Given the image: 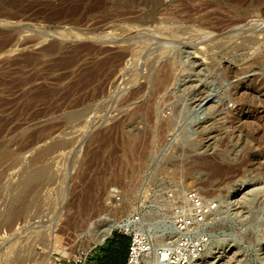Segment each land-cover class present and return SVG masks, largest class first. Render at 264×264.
<instances>
[{"label": "rangeland", "instance_id": "374dc122", "mask_svg": "<svg viewBox=\"0 0 264 264\" xmlns=\"http://www.w3.org/2000/svg\"><path fill=\"white\" fill-rule=\"evenodd\" d=\"M221 18L264 24V0H0V234L12 233L0 242V264H53L52 252L61 261L87 254V264L99 263L116 230L97 242L98 224L130 213L144 181L147 211L163 216L168 231L175 201L168 195H204L181 170L203 154L215 135L209 126L230 134L221 142L230 156L241 129L258 120L245 108L233 117L210 107L229 93L264 91V56L256 58L254 46L205 47L225 39L220 28L228 22ZM172 26L177 33L164 31ZM164 50L174 61L151 64L154 52ZM158 74L169 82L156 93ZM225 184L209 199L227 213L205 229L214 237L196 263L228 248V259L238 255L235 264H264L263 187L250 180L234 193ZM114 188L122 195L119 206L112 204ZM253 192L252 223L231 204ZM29 233L38 242L25 247L19 239ZM19 244L22 258L14 254Z\"/></svg>", "mask_w": 264, "mask_h": 264}, {"label": "bare ground", "instance_id": "6f19581e", "mask_svg": "<svg viewBox=\"0 0 264 264\" xmlns=\"http://www.w3.org/2000/svg\"><path fill=\"white\" fill-rule=\"evenodd\" d=\"M219 22H221V23L222 22H224V23L228 22V25H226L225 27L220 25L221 26V28H220L218 26L221 29V30L220 29L219 30L222 32V34L226 33L225 39L222 40L221 42L215 41V43L213 42L214 44H212V43H210L209 45L207 44L205 46L206 48L207 47H212V48L217 47L218 48L224 44H226V45L236 44V46L238 48L240 47L243 49V48H246V46L248 44H251L252 46L255 47V48L253 47L254 48L253 53H255L256 58H260V57L264 56V54H263V50H264V24L261 23V21H259V19L244 22V21H241L239 19L236 20L233 18H230V19L221 18ZM215 27L217 28V26H215ZM176 28L177 27H175V29ZM173 29L174 28L172 26V29L164 30V31L169 32V33L170 32L177 33V30H173ZM178 30H179V28H178ZM216 31H218V29ZM205 32H207V31H205ZM181 33L182 32H180V34ZM162 34H164V33H162ZM182 35H184V34L182 33ZM168 36L170 39V37H171L170 34H168ZM177 36L179 37L180 35H177ZM182 37L183 36H181V38ZM161 38L165 39L166 37L161 36ZM157 39H159V38L157 37ZM169 39H167V40L169 41ZM188 39L189 38H187L186 40H188ZM167 40H166V42H167ZM174 40H175V38H174ZM186 40H185V42H186ZM237 40H240V42L237 43ZM159 41H157V43ZM180 41L177 40V41H172V42L175 44V43H179ZM161 42H162V39H161ZM161 42H159V43L162 44ZM164 44H166V43H164ZM182 44H183V42L181 41V45ZM166 46H167V44H166ZM157 47L158 46H156V48ZM161 47H162V45H161ZM176 47H177V45H176ZM125 48L129 49V48H131V45L126 44ZM166 48L167 47H165V49ZM193 48L195 50V49H197V46H194ZM153 49H155V48H153ZM150 52H151V49H150ZM166 53H167V51L164 50V51L158 52V53L154 52L153 55L151 54L152 55L150 58L151 64L156 62V60H161L162 58H164V61L167 64L175 58L174 56L168 55ZM197 53L200 54L199 49H197V51H195L194 55L197 56L196 55ZM227 70H229V67H227ZM252 76H254V78H256V79L257 78H259V79L263 78L260 75H256V74H252ZM155 80L157 81V84L155 82V85H158V86H156V89H155L156 93L164 90L167 87L168 82H169V78L166 77L165 74L164 75H162V74L156 75ZM262 84H264L263 81H261L259 83V85H262ZM244 97L250 98V101L246 100L247 105L245 107H241L238 105V102L242 101ZM226 100L227 101L226 102L224 101L225 103H222L220 106L217 104L211 106L210 108H211V110H213V113L219 114V113H222V111H225L226 114H229L230 116L234 117L235 113L242 112L243 108H245L246 110H250V111L256 113L257 114L256 117L258 120L256 121L255 126H253V127L251 126V127L241 129L243 138L242 137H241V139L236 138L232 142L231 146L229 147V150H232V153L233 152H235V153L231 154L230 156H228V154H227V149H225L223 147L224 144L221 143L224 141V139H227L226 138L227 136L229 138L230 134L228 132L221 131V129H219L218 127L211 124L209 126V128L215 130V135L213 137H211L210 139H208L205 142V144L203 145V150H204L203 154L197 158L194 157L195 161H193L194 163L192 164L191 168L186 169V170H183V169L181 170V175H183L186 179H191L193 183L201 186V188L203 189L204 195L199 194V193H196V195L200 200V209H201V215H202V221L198 224V227L201 231H204V232H206L205 229L208 228L207 226L215 220L216 216L219 215V213L220 214L221 213H227L226 209L224 211H222V210L219 211V209L214 210V207L213 208L211 207L212 201H211V199H209V197L212 195L213 189H222L221 187L223 185H226L225 183H229V185L231 184L232 192L234 191V193H235V191L236 192L239 191V188H241L243 186L245 187L249 183L250 180L251 181L253 180L255 186L256 185L261 186V187H263V190H264V91L262 92L260 90V92L258 94L252 95V96L245 95L244 93H241L238 96L236 95V93H233V94L229 93V96ZM209 102L212 104L211 100ZM227 102L231 103L230 107L227 106ZM169 120L163 123V125L166 126L167 128H169L170 123H171ZM207 127L208 126L203 125V126H201L200 130L207 129ZM154 137L155 136L153 133L151 135V138H150L151 141L150 142H152ZM217 137H218V140H219V138H222L219 140L221 144H219L217 142L218 141ZM215 141L218 143V145L215 143ZM213 143H215L219 148L217 147L218 149L215 150V148H214L215 145L212 147ZM255 150L261 154V156L259 155L260 157L256 158V157H253L254 155L251 156V154ZM208 151H210V154H205ZM238 151H239V155H237ZM228 152H230V151H228ZM262 160H263V162H262ZM172 171H173L172 169L167 170V172H169V173ZM45 175L46 174L44 172H42L38 176L41 177V176H45ZM237 178H239V179L236 180ZM247 178H250V179H247ZM234 180L240 181L238 186H235L232 184V182L235 183ZM226 187H228V185ZM240 193L234 194L233 197L235 198ZM185 194L186 193L182 192L181 196H183ZM228 196H229L228 192H225L224 195H222V197L225 199ZM256 196H257V193H254V192L251 194H247V195L244 194V196L240 200L235 201V199H234V203L231 204V206L233 207V209H235L236 212L238 211V213L240 212V213L244 214L248 218V220L251 221L252 223L254 222V218L252 216H250L249 214L252 212V209H255L257 207L258 202H256V201H255L256 204H254V207L253 208L251 207ZM256 211L257 210H255V212ZM172 215H173V217H171V219L169 221V224L171 226L170 227L171 230L173 229L172 224L175 221L174 213H172ZM164 219L165 218L163 216L156 214V212L147 211L143 214V220H145L146 222H149V230L150 231H153L156 229V227L154 226L155 222L162 224L163 228H164L165 222H166ZM255 220H256V218H255ZM6 222H8V219L5 220V223ZM122 222H123V220H120L119 222L116 223V221L113 222L110 219L109 220L107 219L106 221H103L101 224H98L96 232H95L96 241L102 242L105 238L108 237V235L111 233V230L113 228L121 226ZM208 235H209L210 242H211V240L214 236H213V234H209V233H208ZM37 237H36V233H31V235L29 233L28 237L23 238L21 240L19 239V241H22L23 244L29 243V241L31 239H32V242H34V241L38 242L37 239L33 240V238H37ZM7 241H9V240H7ZM32 242H30V243L32 244ZM19 243H21V242H19ZM21 247H22V244L21 245L19 244L17 246V248L15 247V253L14 254H15V256L19 255L22 258V256H24L25 254L22 253V251H24V248L22 249ZM25 247H26V244H25ZM28 248H26V249L28 250ZM27 250H26V252H29ZM220 252H221V254H218L219 252H213L215 255L210 257L206 262L196 263V264H235L238 261V255H235L230 259H228L225 256V254L227 252L228 253L230 252V249L227 248V249H224ZM21 253H22V255H20ZM262 254L264 257V247L262 248ZM19 256H17V257H19ZM27 256H28L27 257V259H28L30 255H27ZM199 261H200V259H199Z\"/></svg>", "mask_w": 264, "mask_h": 264}, {"label": "built area", "instance_id": "2783aa9c", "mask_svg": "<svg viewBox=\"0 0 264 264\" xmlns=\"http://www.w3.org/2000/svg\"><path fill=\"white\" fill-rule=\"evenodd\" d=\"M149 193V183L144 181L138 188L132 210L123 218L122 225L116 228V233L128 237L129 242L123 264H194L204 254L210 245L207 232L201 231L198 224L202 221L200 200L192 191H186L181 196L179 191L169 197L175 198L170 204L175 221L170 231L155 222V230H149V222L143 220V214L149 210V202L144 196ZM112 204L119 206L122 195L118 189H112ZM163 211V210H162ZM112 229V230H113ZM111 230V231H112ZM12 233L1 231L0 242L9 240ZM53 264H87V254L61 261L54 252Z\"/></svg>", "mask_w": 264, "mask_h": 264}, {"label": "trees", "instance_id": "16d2710c", "mask_svg": "<svg viewBox=\"0 0 264 264\" xmlns=\"http://www.w3.org/2000/svg\"><path fill=\"white\" fill-rule=\"evenodd\" d=\"M129 239L125 235L114 233L109 239L104 253L97 264H123Z\"/></svg>", "mask_w": 264, "mask_h": 264}, {"label": "crops", "instance_id": "0c3cea01", "mask_svg": "<svg viewBox=\"0 0 264 264\" xmlns=\"http://www.w3.org/2000/svg\"><path fill=\"white\" fill-rule=\"evenodd\" d=\"M117 234H119V233H117ZM121 235V234H120Z\"/></svg>", "mask_w": 264, "mask_h": 264}]
</instances>
